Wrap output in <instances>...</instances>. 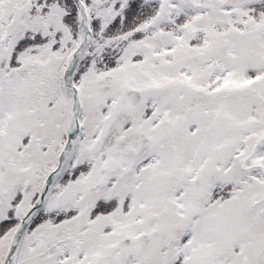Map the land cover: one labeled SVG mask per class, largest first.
I'll list each match as a JSON object with an SVG mask.
<instances>
[{"label": "snow or ice", "instance_id": "obj_1", "mask_svg": "<svg viewBox=\"0 0 264 264\" xmlns=\"http://www.w3.org/2000/svg\"><path fill=\"white\" fill-rule=\"evenodd\" d=\"M0 264H264V0H0Z\"/></svg>", "mask_w": 264, "mask_h": 264}]
</instances>
